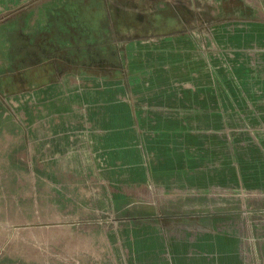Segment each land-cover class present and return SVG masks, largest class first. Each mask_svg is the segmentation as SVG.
Wrapping results in <instances>:
<instances>
[{
	"label": "crops",
	"instance_id": "crops-1",
	"mask_svg": "<svg viewBox=\"0 0 264 264\" xmlns=\"http://www.w3.org/2000/svg\"><path fill=\"white\" fill-rule=\"evenodd\" d=\"M67 1L104 40L102 0ZM42 3L0 0V149L15 171L4 178L14 181L17 210L24 217L23 196L32 194L36 217L47 195L69 228L97 185L98 201L143 197L155 206L109 225V264H248L244 250L256 254L248 229L202 198L264 188V7H230L224 23L208 26L178 16L180 25L130 43L118 37L136 31L118 27L105 44L110 54L89 62L76 52L61 61L56 44L25 39L27 15ZM8 34L20 38L11 43ZM8 51L22 53L9 61ZM175 196L192 199L156 205Z\"/></svg>",
	"mask_w": 264,
	"mask_h": 264
},
{
	"label": "rangeland",
	"instance_id": "rangeland-1",
	"mask_svg": "<svg viewBox=\"0 0 264 264\" xmlns=\"http://www.w3.org/2000/svg\"><path fill=\"white\" fill-rule=\"evenodd\" d=\"M47 1L46 8L43 6L45 4L42 3L38 7V12L27 15L26 22L31 16L33 23L29 24L31 29L29 34L24 35L25 39L30 42L40 40V42L56 44L58 49L53 51V54L61 61L66 57L69 58L71 52L74 54L76 52L77 55L80 54V57L82 55L89 62H92V59L100 58L103 53L102 57L110 54V50H106L107 46L105 44L116 42L112 30L118 27L126 30L131 28L136 31L133 34L118 37L120 43H130L136 39L160 36L159 33L166 31L167 28L180 25L179 19H177L178 16H184L185 26L198 24L208 26L211 23H224L229 15L226 10H230V7L236 11L242 5L248 13L264 7V0H232V6L230 2L227 8L225 6L226 0H116L113 3L102 0L103 6L98 11L102 9L100 12L104 16L107 36L104 40H100L93 34V30L89 25L82 23L81 19L77 18L76 4L67 0H58L50 4L51 1ZM61 7H64L65 11L60 10ZM79 10L82 11V8L79 7ZM26 22L23 25L24 27L27 26ZM14 23L9 26L10 31L16 29L18 24ZM18 38L20 36L17 34L4 36V39L11 43L16 42ZM70 42H73L72 51L68 47L65 50V45ZM88 44L90 45L89 50L85 51L80 48V45ZM21 53L19 51H8L7 59L9 61L16 60L17 55ZM0 54L4 57V52H0ZM33 56L37 57L38 52H35ZM1 101L4 103L3 100H0V105L2 104ZM2 142L4 140H0V146H2ZM12 168L13 166L4 165V149L1 147L0 264H106V262L109 264L111 257L106 255L110 252L107 238L109 225L117 223V216L145 214L149 208L155 207L150 199L143 197L119 201L115 205L110 203V196L103 201H98L96 199V192L98 191L96 185L90 187L89 194L85 196L86 203H89L88 209L81 211L77 208L76 211H73L74 223L72 227L67 228L59 225V221L63 220L64 217L59 212L52 210V204L49 202V196L47 195L40 196L41 202L39 205L43 209L38 213L35 212L36 217H33L32 205L36 198L32 194H25L23 201L27 211H25L23 217L22 213L16 208L18 196L15 194L16 188L13 187L14 181L11 178H4L9 173L14 174L15 171ZM17 173L21 172L17 170ZM244 190L242 187H238L234 190L220 191L208 198L207 196L200 198H202V202L216 207L215 210L218 216L232 219L241 231L243 228L244 230L248 229L251 232L250 235L256 237L255 241L252 240L256 254L250 262L252 264H263L261 257L264 256V191L260 190H264V188H246ZM4 191H9V194H4ZM189 199H192V197L175 196L169 201L161 200L156 205L158 207L177 205L178 201ZM242 203L256 208H263L252 212L249 218L254 220L247 225L244 220V211L241 208ZM95 207H98V209H95ZM40 213L39 218L38 214ZM24 220L30 223L25 226L20 225Z\"/></svg>",
	"mask_w": 264,
	"mask_h": 264
},
{
	"label": "built area",
	"instance_id": "built-area-1",
	"mask_svg": "<svg viewBox=\"0 0 264 264\" xmlns=\"http://www.w3.org/2000/svg\"><path fill=\"white\" fill-rule=\"evenodd\" d=\"M244 216H245V224L247 225L248 223H251L253 220H250L252 218H249V216L252 215V212H254L250 207L244 208ZM250 231L247 230V237L245 240H247L248 242H252V240H254V235H250ZM248 250H244V254H245V258L246 261L248 262V264H252V262H250L252 255H255V251L252 250L251 248H247ZM263 264H264V259L262 260Z\"/></svg>",
	"mask_w": 264,
	"mask_h": 264
}]
</instances>
